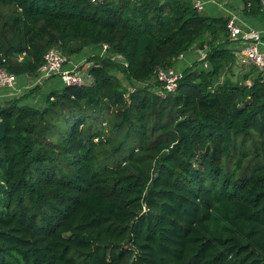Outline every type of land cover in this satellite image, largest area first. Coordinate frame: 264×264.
I'll return each mask as SVG.
<instances>
[{
	"label": "trees",
	"instance_id": "16d2710c",
	"mask_svg": "<svg viewBox=\"0 0 264 264\" xmlns=\"http://www.w3.org/2000/svg\"><path fill=\"white\" fill-rule=\"evenodd\" d=\"M227 22L190 0H0V67L19 77L53 47L127 63L94 55L91 84L0 104V264H264V77Z\"/></svg>",
	"mask_w": 264,
	"mask_h": 264
},
{
	"label": "built area",
	"instance_id": "2783aa9c",
	"mask_svg": "<svg viewBox=\"0 0 264 264\" xmlns=\"http://www.w3.org/2000/svg\"><path fill=\"white\" fill-rule=\"evenodd\" d=\"M207 1L211 0H194V8L202 12L205 9ZM227 28L229 37L236 47L234 53L238 63L247 68L251 66L257 67L264 77V30L256 27H245L237 16L228 18ZM98 54L100 56L113 57L127 65L122 56L109 52V46L107 44H102V47L95 55ZM205 57L206 54L203 56V59ZM181 58H183V54L179 56V59ZM67 61V57L59 49L55 47L51 48L45 55V63L36 81L39 82L52 77H60L65 85H89L92 83L93 78L88 70L82 69L79 64L71 65L70 68H67ZM204 66L207 67L208 64L204 62ZM183 75V70L177 65L169 68H159L156 72L155 81L160 83V88L156 91L160 94L174 92L182 80ZM18 80V75L8 71L4 67H0V88L15 89Z\"/></svg>",
	"mask_w": 264,
	"mask_h": 264
},
{
	"label": "crops",
	"instance_id": "0c3cea01",
	"mask_svg": "<svg viewBox=\"0 0 264 264\" xmlns=\"http://www.w3.org/2000/svg\"><path fill=\"white\" fill-rule=\"evenodd\" d=\"M190 1L192 3V6L194 7V0ZM201 13H205L209 16H217L224 18H231L232 16H237L245 27H256L258 29L264 30V17H250L245 15L244 4L241 0L207 1L205 4V9ZM101 47L102 45L87 47L81 53L76 54L72 57L66 56L60 48H55L59 49L67 57V68H70L71 65L79 64L81 65L82 69L88 70V72L91 73L90 67L94 62L88 61V59L93 57L96 52L100 50ZM233 48L235 51L236 47L234 46V44ZM205 54V50L193 49L191 52L183 54V58L179 59L176 65L181 70H184L185 68L192 66L195 61H201ZM238 65L240 66L241 64L238 63ZM38 77H19L15 89L0 88V104L13 97H20L26 94L27 92L31 91V89H33L34 87L39 86V88L27 98V101L34 105H43L46 102V96L48 93L56 90H62L66 86L60 77H52L44 81L37 82L36 80L38 79Z\"/></svg>",
	"mask_w": 264,
	"mask_h": 264
},
{
	"label": "water",
	"instance_id": "95a60500",
	"mask_svg": "<svg viewBox=\"0 0 264 264\" xmlns=\"http://www.w3.org/2000/svg\"><path fill=\"white\" fill-rule=\"evenodd\" d=\"M7 126L6 123L0 119V144L2 140L5 138Z\"/></svg>",
	"mask_w": 264,
	"mask_h": 264
},
{
	"label": "rangeland",
	"instance_id": "374dc122",
	"mask_svg": "<svg viewBox=\"0 0 264 264\" xmlns=\"http://www.w3.org/2000/svg\"><path fill=\"white\" fill-rule=\"evenodd\" d=\"M240 67H243V70H247L248 68L247 67H245V66H242V65H240ZM235 79V78H234ZM34 90V89H33ZM1 206V205H0ZM1 208H3V207H1Z\"/></svg>",
	"mask_w": 264,
	"mask_h": 264
}]
</instances>
